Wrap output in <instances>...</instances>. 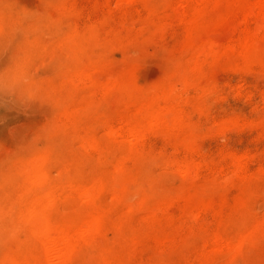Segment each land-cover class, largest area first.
<instances>
[{
	"label": "rangeland",
	"instance_id": "374dc122",
	"mask_svg": "<svg viewBox=\"0 0 264 264\" xmlns=\"http://www.w3.org/2000/svg\"><path fill=\"white\" fill-rule=\"evenodd\" d=\"M203 3L0 0V34L9 42L24 36L0 101V241L11 237L0 243V264L29 242L18 173L43 152L57 181L65 167L86 178L107 174L110 158L125 156V167L140 173L145 188L168 198L144 209L131 194L129 211L107 195L108 215L129 219L124 230L109 228L95 243L111 244L119 264H209L206 255L221 264H264V236L234 255L216 250L214 242L216 233L235 237L237 225L264 217V61L247 62L226 49L248 34L263 37L264 22L242 15L223 20L218 12L230 10L226 0ZM70 31L96 32L84 52L107 57L112 67L97 72L96 82L66 75L77 61L64 41ZM121 73L151 93L172 88L160 104L180 111L193 135L173 128L150 130L139 140L123 134L136 106L103 85ZM60 192L54 216L92 209ZM201 197L206 204H199ZM128 229L138 232L136 239ZM70 264H98L93 246H81Z\"/></svg>",
	"mask_w": 264,
	"mask_h": 264
},
{
	"label": "bare ground",
	"instance_id": "6f19581e",
	"mask_svg": "<svg viewBox=\"0 0 264 264\" xmlns=\"http://www.w3.org/2000/svg\"><path fill=\"white\" fill-rule=\"evenodd\" d=\"M201 2L205 3V0ZM226 2L230 10L218 12L221 19L242 15L244 19L256 17L264 22V0H226ZM4 17L0 9V26ZM195 26L199 27L197 23ZM205 30L209 29L204 28L202 31ZM91 38H97L96 32L83 35L78 31H70L65 37L64 41L77 54V61L65 72L72 81L96 82L94 76L97 72L112 69L107 57L84 52L88 49L87 39ZM198 45L194 44V47ZM226 49L229 52H236L247 62H263L264 36L260 37L257 33L245 35ZM130 76L131 74L121 73L120 77L115 76L103 84L108 91L113 88L118 89L126 102L136 106L135 115L124 121L123 130L121 129L123 134L139 140L150 130L164 131L173 128L183 131L188 136L193 135V130L186 124L180 111H176L172 105L160 104L161 99L170 98L174 94L172 88L163 86L151 93L136 84L134 78H129ZM86 139H89L94 146L101 145L93 136H88ZM110 162L114 165L111 172L92 178L71 173L65 167L60 181L50 176L53 161L47 153H39L23 163L19 169L17 185L21 200L25 204L24 214L28 222L30 239L28 244L12 250L2 264H70L83 245L93 246L98 264H119L121 255L111 244L95 243V240L104 235L109 228L124 230L129 219V216L113 218L108 215L112 206L104 205L107 195H110L113 203H127L130 206L129 211L134 209V206L128 202L131 194L138 195V205L144 209H153L156 205L165 203L168 198L157 197L154 192L145 188L140 180V173L125 167V156L111 157ZM60 191L74 194L87 201L92 209L78 210L69 216H54L51 207L56 203ZM206 203L207 200L201 197L199 204ZM236 228L235 237L224 233L215 234L216 250L234 255L245 246L256 242L260 236H264V217L244 225H237ZM127 235L136 239L138 232L128 229ZM205 257L209 260V264H221L220 260H215L214 257L211 259L209 255Z\"/></svg>",
	"mask_w": 264,
	"mask_h": 264
},
{
	"label": "clouds",
	"instance_id": "9594fccd",
	"mask_svg": "<svg viewBox=\"0 0 264 264\" xmlns=\"http://www.w3.org/2000/svg\"><path fill=\"white\" fill-rule=\"evenodd\" d=\"M21 34L23 35V33L16 34L15 37L11 39V42H9V37L0 34V101L8 94V85L11 75L9 69L15 67L17 60L23 54L21 46L24 41V36L23 39H21ZM10 239L11 237L8 236L4 241H0V243H4Z\"/></svg>",
	"mask_w": 264,
	"mask_h": 264
}]
</instances>
